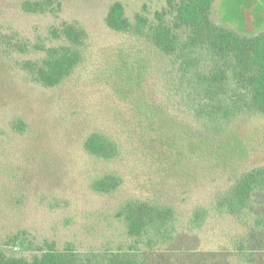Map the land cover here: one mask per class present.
Returning <instances> with one entry per match:
<instances>
[{"label":"trees","instance_id":"16d2710c","mask_svg":"<svg viewBox=\"0 0 264 264\" xmlns=\"http://www.w3.org/2000/svg\"><path fill=\"white\" fill-rule=\"evenodd\" d=\"M214 4L167 0L152 22L140 12L131 20L120 1L107 12L108 28L125 38L98 56L103 55L100 73L115 111L110 123L85 136L83 147L107 166L124 164L92 175L89 182V189L102 196L129 189L130 197L116 212L125 233L122 244L82 252L71 244L59 249L46 240L30 258L0 250V264H147L149 252L168 249L176 239L180 203L182 230L191 234L204 227L211 210L239 220L248 213L254 194L264 189V163L250 162L241 139L245 126L264 119V28L240 32L215 19ZM21 8L26 13L57 12L61 3L24 0ZM50 33L56 45H37L40 57L16 63L31 82L55 88L72 79L87 60L88 33L65 21ZM17 49L26 51L23 45ZM10 128L0 135V184L19 177L10 171L17 168L10 158L3 161L17 154L4 139L33 133L23 151L31 149L26 153H31L32 164L33 157L39 158L38 136L30 124L14 117ZM231 247L240 251L242 262L256 261L254 252L245 250L248 245Z\"/></svg>","mask_w":264,"mask_h":264},{"label":"rangeland","instance_id":"374dc122","mask_svg":"<svg viewBox=\"0 0 264 264\" xmlns=\"http://www.w3.org/2000/svg\"><path fill=\"white\" fill-rule=\"evenodd\" d=\"M23 1L0 0V135L1 130L11 132V119L22 117L38 136L35 153L39 158L33 157L32 164L31 153L27 154L31 149L23 151L33 133L4 139L10 147L15 146L17 154L3 161L8 163L10 158L9 163L17 167L10 171L16 170L19 177L6 178L0 184V250L30 258L40 252L46 240L59 249L71 244L82 252L116 248L125 239L116 212L130 197L129 189L102 196L89 189V182L92 175L124 164L107 166L83 147L85 136L110 123V112L115 111L106 97L111 89L100 73L103 55L98 56L125 38L110 30L105 18L110 6L120 1L131 20L140 12L152 22L167 0H57L59 11L46 13L24 12ZM214 17L240 32L262 30L264 0H215ZM64 21L87 30V60L59 87L35 84L16 62L40 57L37 45H56L50 32ZM18 45L26 51H19ZM241 139L250 162L264 163V119L245 126ZM26 160L27 165L21 166ZM129 186L135 191L134 183ZM137 192L148 194L141 188ZM177 208L180 224L176 239L168 249L149 252L147 264H248L239 260L240 251L231 247L241 242L248 245L245 250L254 252L256 261L251 264H264V189L254 194L242 220L211 210L207 223L193 234L182 230V204ZM15 235L16 241L6 245Z\"/></svg>","mask_w":264,"mask_h":264}]
</instances>
